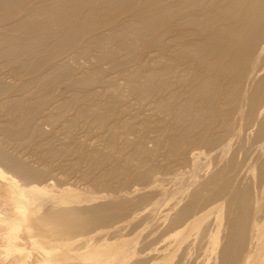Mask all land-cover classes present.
Segmentation results:
<instances>
[{
  "label": "bare ground",
  "instance_id": "6f19581e",
  "mask_svg": "<svg viewBox=\"0 0 264 264\" xmlns=\"http://www.w3.org/2000/svg\"><path fill=\"white\" fill-rule=\"evenodd\" d=\"M112 47L132 59L119 60L114 50L109 53ZM91 48L108 55L110 70L124 78L129 92L156 99L168 120L163 132H173L161 144L168 148L165 158L175 156L181 165L188 156L198 159L200 148L219 150L198 188L165 213L163 236L198 234L213 264H264V0H0V71L6 69L0 72V264H143L134 245L122 254L119 242L128 243L126 237L106 239L104 246L96 243L97 234H85L102 231L146 201L118 194L129 182L148 180L157 166L144 136L129 144L137 171L123 162L105 177L117 179L118 186L99 181L110 198L74 207L68 206L73 198L58 199L52 173L8 148L17 151L37 136L31 113L44 107L53 88L88 84L75 65ZM144 49H153L155 60L164 63L141 65L135 53ZM130 64L137 65L134 72ZM8 74L18 81L16 88L5 83L7 77L4 82ZM11 90H32V96ZM251 127L252 139L263 142L254 177L242 185L235 156H223L232 137ZM86 160L88 171L104 166L96 154L78 159ZM201 163L192 161V169ZM5 211L19 221L8 225ZM109 244L119 246L107 249ZM169 253L158 252L149 264H170Z\"/></svg>",
  "mask_w": 264,
  "mask_h": 264
},
{
  "label": "rangeland",
  "instance_id": "374dc122",
  "mask_svg": "<svg viewBox=\"0 0 264 264\" xmlns=\"http://www.w3.org/2000/svg\"><path fill=\"white\" fill-rule=\"evenodd\" d=\"M170 36L171 34L166 38ZM119 49V47H112L109 49V53L111 54L114 50L121 61L130 57ZM84 51L88 52V56L78 58L76 63L79 64H76L75 67L79 74L84 72L83 76L86 78L83 79L87 80L88 84L81 88L70 89L71 83L67 82L53 88L50 94L44 97L46 100L44 107L31 113V118L39 130L37 136L23 145L25 150L23 147L17 146L18 149L15 151L16 146H12V148L10 145L8 146L9 151L12 154L19 153L20 157H23L21 153L23 155L26 153L27 155L23 158L27 157L26 160H29L33 167H36L37 163V167L41 166L52 173L53 178L50 181L55 184V189L59 192L58 199L61 198L60 196L73 198L68 206L74 207L98 199L105 201L110 198L111 193L103 191L99 181L106 180V173H111L114 168L126 161L134 173L137 159L134 158L133 148L129 144L144 136L145 140L143 138L141 140L146 145L145 147L155 151L153 162L157 165L155 168L157 170H154L148 180L129 182L126 185L128 187L125 186V189H122L118 194L127 198L143 195L146 196V201L137 209L127 213L122 212V217L120 216L118 221L104 227L105 229L102 228V231L91 230L85 235L97 234L96 243L104 246L106 239L126 237L128 243L126 241L119 242L123 248L122 254H130L131 245H134L136 250L142 252L139 258L143 264L144 262L149 264V261L162 250L171 252L169 253L172 259L170 264H213L214 256L207 252L203 245L205 241L198 239V234L192 233L188 236L189 238L187 237L188 239L182 240L172 239V237L163 236V234L167 231L166 221H164L165 213L177 202L182 205L187 200L186 194L198 188L202 177L206 176L214 168L215 161L219 160V150L215 148V150L209 151V149L200 148L198 150L203 154L198 159L192 160L188 156L184 161L186 163H181V165L175 162L177 159L175 156L165 158L168 148L161 144L173 132L171 130H168L167 133L163 132L168 120L164 119L161 111L157 109L156 99L129 92L124 78L110 70V61L105 58L108 55L103 56L101 52L92 50V48ZM139 54L140 64L145 67L146 65L157 66L165 61L155 60L157 55L153 49L136 52L135 57ZM132 57L130 58L132 59ZM153 60L154 63H152ZM136 66V64H130L129 72H134ZM93 67L96 68V72L91 70ZM5 71L6 69H2L0 72L4 73ZM79 74L76 77H79ZM146 75L147 73H143V78ZM6 77L7 82H5ZM11 78L12 76L8 74L4 75L3 80L9 85L11 82L12 86H10L16 88L15 85L18 81ZM110 81L113 83L115 81V83L109 84ZM11 92L15 96H18V93L23 97L32 96V90L29 93L25 91L21 93V90L18 92L11 90ZM147 125L150 130H146ZM141 127L142 129H140ZM126 129L129 131L126 132ZM220 129L218 128V130ZM146 131L149 133L147 134ZM254 134V127L242 128L236 136L232 137L226 156H223V161L232 155L235 156L239 165L237 168H240V176L237 179L243 182L242 185L249 184L254 177H251V174L253 175L251 169L259 155L257 147L263 142L260 141L258 144L254 141L252 139ZM111 137H113L112 141ZM84 154H96L104 164L106 172L103 165L95 171H88V160L86 163L78 161ZM191 156L194 157L193 154ZM192 161L193 163L203 162V164L199 165L198 170H194L191 167ZM107 183L112 187L118 186L117 179L108 178ZM132 189L138 191L132 193ZM3 214L7 218L8 225L19 221L14 218L11 212L5 211ZM119 245L110 246L109 244L107 249H113ZM135 260L134 258L131 262Z\"/></svg>",
  "mask_w": 264,
  "mask_h": 264
}]
</instances>
